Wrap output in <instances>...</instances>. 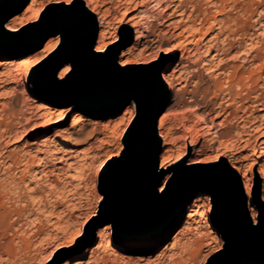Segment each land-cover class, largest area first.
I'll use <instances>...</instances> for the list:
<instances>
[{
	"label": "rangeland",
	"instance_id": "obj_1",
	"mask_svg": "<svg viewBox=\"0 0 264 264\" xmlns=\"http://www.w3.org/2000/svg\"><path fill=\"white\" fill-rule=\"evenodd\" d=\"M77 1L29 0L4 23L0 34V46L20 47L17 53L0 49V264H241L213 223L219 218L204 192L187 204L181 227L162 247L156 243L157 236L135 240L113 230L103 171L123 148L122 137L134 117L135 104L130 105L131 100L121 112L107 117L85 115L73 105L65 106L62 89L41 85L30 77L59 44L57 37L52 45L58 35L35 49L32 37L11 40L6 34L12 32L8 24L18 30L49 7L63 8ZM80 1L89 9L96 6L110 12L102 40L93 14L97 36L91 57L104 53L96 51V45L107 46L121 38L122 44L115 48L121 67L136 71L157 62L162 81L164 73H175L166 109L159 117L166 116V120L161 127L159 120L157 124L158 133L168 128L171 132L165 143L160 138L159 166L181 160L191 168L218 165L213 159L221 153L224 163L240 167L236 172L254 223L242 175L254 163V189L259 164L264 163V158H257L264 151V124L257 125L262 117L251 124L254 115L264 114V104H258L264 101V0H148L145 7H132L128 14H123V5H116L118 0ZM179 2L184 9L181 14L179 7L175 10ZM37 8L41 14L35 18ZM127 15L140 19L139 29L145 37L139 44H135L134 28L125 23ZM28 42L31 46L26 49ZM28 56L32 63L24 64ZM168 87L164 83L165 92ZM221 107L228 110L226 117ZM60 114L63 117L53 121ZM108 152L115 156L104 162ZM263 179L258 177L257 195L264 208ZM194 201L195 214L189 216L188 206ZM250 203L259 216L257 202Z\"/></svg>",
	"mask_w": 264,
	"mask_h": 264
},
{
	"label": "water",
	"instance_id": "obj_2",
	"mask_svg": "<svg viewBox=\"0 0 264 264\" xmlns=\"http://www.w3.org/2000/svg\"><path fill=\"white\" fill-rule=\"evenodd\" d=\"M28 2L0 0V34L4 23ZM6 34L11 40L32 37L35 49L60 34L57 47L36 65L30 77L41 85L62 89L65 106L73 105L85 115L107 117L135 101L134 117L122 137L123 148L103 171L113 230L135 240L157 236L156 243L162 247L181 227L187 204L204 192L211 198L212 213L219 218L213 223L218 224L238 262L264 264V208L257 195L258 178L253 189L259 207L256 225L245 207L240 177L227 163L197 168L178 163L159 190L167 170L159 167L157 124L166 109V97L157 62L134 71L117 63L116 50L91 57L96 20L80 0L63 8L49 7L37 20ZM67 63L69 72L57 79L58 69Z\"/></svg>",
	"mask_w": 264,
	"mask_h": 264
},
{
	"label": "bare ground",
	"instance_id": "obj_3",
	"mask_svg": "<svg viewBox=\"0 0 264 264\" xmlns=\"http://www.w3.org/2000/svg\"><path fill=\"white\" fill-rule=\"evenodd\" d=\"M154 1H160V0H154ZM172 1V0H171ZM180 1H182V0H180ZM191 1V0H190ZM213 1V0H212ZM223 1V0H222ZM221 1V2H222ZM228 1V0H227ZM148 2V0H118V4H116V5H118V6H120V5H123L124 7H125V9H124V11H123V14L124 13H127L128 14V12L129 11H131L132 9H136V8H138V6H144L145 7V5H146V3ZM163 3V2H162ZM180 3V2H179ZM179 3H177L178 5L176 6V8H175V10L179 7L180 9H178V10H180L179 12H180V14L182 13V11H184V9L182 8V5H181V3L179 4ZM183 3V2H182ZM208 4H209V2H207ZM259 3V2H258ZM192 4V3H191ZM190 4V5H191ZM251 4V3H250ZM114 5V4H113ZM189 5V6H190ZM263 5V4H262ZM115 6V5H114ZM174 6V5H173ZM223 6V5H222ZM251 6V5H250ZM85 7H87L88 8V4L86 3L85 4ZM133 7V8H132ZM240 7V6H239ZM248 7V6H247ZM130 8H132V9H130ZM193 8H195V7H193ZM244 8V7H243ZM259 8V7H258ZM30 9H32V8H30ZM89 9V8H88ZM225 9V8H224ZM93 14H96L97 15V18H98V27H99V40H102V37H104V35L106 34V32H107V29H106V27H107V23H108V15L110 14V12H109V10L108 9H106V10H103V11H101L100 9H98L96 6H94V7H92L91 9H89ZM243 10V9H242ZM250 10H251V8H250ZM189 13V12H188ZM41 14V10L39 9V8H37L36 9V12L34 13V16H35V18L37 17V16H39ZM136 14V13H135ZM190 14V13H189ZM137 15V14H136ZM136 15H127L125 18H126V20H125V23H127V24H129V26H131V27H133L134 28V32H135V34H136V36H135V44H139L141 41H142V39H144V34H143V32L142 31H140V24H141V22L136 18ZM139 15V14H138ZM138 15H137V17H138ZM187 15V14H186ZM141 16H142V14H141ZM191 16V15H190ZM209 17V16H208ZM248 17H249V15H248ZM246 18V17H245ZM143 19V18H142ZM141 19V20H142ZM13 20V19H12ZM11 20V21H12ZM208 21V20H207ZM243 22V21H242ZM210 23V22H209ZM244 24V23H243ZM245 24H246V22H245ZM258 25V24H257ZM256 26V25H255ZM6 27H7V30L8 31H15L16 30V26L14 25V24H8V25H6ZM191 28V27H190ZM255 28V27H254ZM196 30H197V28H196ZM58 36H56V37H54V41L52 42V45H55L56 44V42H57V37H59L60 38V34H57ZM252 35V34H251ZM252 38V37H251ZM259 42V41H258ZM122 44V40H121V38H115L114 40H112L107 46L106 45H104V44H102V45H96V51H102V52H104V53H108V52H111V51H114L115 50V48H117V47H119L120 45ZM259 44V43H258ZM51 45V46H52ZM261 45V44H260ZM25 48L26 49H28L30 46H31V43L30 42H28V43H26L25 45ZM104 47H105V49H104ZM184 47V46H183ZM216 47V46H215ZM258 47V46H257ZM217 48V47H216ZM0 49L1 50H4V51H9L10 53H17L18 52V50L20 49V47H6V45H1L0 46ZM186 49V48H185ZM253 49V48H252ZM258 49V48H257ZM262 49V48H261ZM181 50V49H180ZM220 50V49H219ZM259 50V49H258ZM263 50V49H262ZM194 51V50H193ZM225 51V50H224ZM123 53H125L124 51H122ZM168 52H172V51H168ZM188 52V51H187ZM258 52V51H257ZM204 53H206V51L204 52ZM218 53H219V51H218ZM260 53V52H259ZM264 53V52H263ZM182 54H183V49H182ZM192 54V53H191ZM200 54H202V53H200ZM253 55L254 56H256L254 53H253ZM263 55V54H262ZM261 55V56H262ZM95 56H97V57H100L101 56V54H97V55H95ZM185 56V55H184ZM250 56V55H249ZM258 56H259V54H258ZM253 57V56H252ZM257 57V56H256ZM260 57V56H259ZM196 58V57H195ZM254 58V57H253ZM202 59V58H201ZM248 60V59H247ZM123 62H125V61H123ZM197 62V61H196ZM205 62V61H204ZM257 62V61H256ZM263 62V61H262ZM23 63L25 64V63H29V64H31L32 63V59H31V57H26V59H24V61H23ZM258 63V62H257ZM122 65L123 64H125V63H121ZM259 64V63H258ZM261 64V63H260ZM263 64V63H262ZM70 65V64H69ZM69 65L68 64H66L64 67H63V69L60 71V75H58V71H57V73H56V78L57 79H62V77L64 76H61V74H63L64 72H66L65 71V69H68L69 68ZM258 66V65H257ZM262 66V65H261ZM261 66H259L258 68H260V70L262 69V67ZM264 66V65H263ZM256 67V66H255ZM230 68V67H229ZM60 69V68H59ZM58 69V70H59ZM256 70H257V68H256ZM243 71V70H242ZM237 72V71H236ZM251 72V71H250ZM259 72V71H258ZM258 72L256 71V72H254V73H256V75L258 74ZM227 73V72H226ZM234 73V72H233ZM238 73H240V72H238ZM253 73V74H254ZM174 72L172 71V72H166V73H164V76H163V82L164 83H166L169 87L167 88V91L165 92V97H168L169 95H170V92L172 91V88H173V80H174ZM261 73H259V75H260ZM231 75V74H230ZM255 75V77H258V76H256ZM262 75V74H261ZM245 76H247V75H245ZM230 77V76H229ZM237 77V76H236ZM251 77H253V79H254V76H251ZM228 78V77H227ZM233 78V77H232ZM259 78H260V76H259ZM180 79V78H179ZM246 79V78H245ZM250 79V78H249ZM257 79V78H256ZM256 79H254V80H256ZM261 79V78H260ZM231 80V79H230ZM262 80V79H261ZM224 81H226V80H224ZM236 81V80H235ZM247 81V80H246ZM176 82H178V81H176ZM243 82V81H242ZM260 82V81H259ZM221 83V82H220ZM228 83V82H227ZM236 83V82H235ZM245 83V82H244ZM173 84V85H172ZM225 85V84H224ZM244 85V84H243ZM226 86H227V84H226ZM250 86V85H249ZM252 86H254V85H252ZM264 86V85H263ZM219 87H220V85H219ZM179 89V88H178ZM244 89V88H243ZM245 90V89H244ZM243 90V91H244ZM236 91V90H235ZM240 91V90H239ZM223 92V91H222ZM228 93H229V91H228ZM233 93L234 92H232V95H233ZM237 93V92H236ZM242 93V92H241ZM256 93V92H255ZM254 93V94H255ZM226 94V93H225ZM252 94V93H251ZM258 94V93H257ZM228 95V94H227ZM243 96V95H242ZM248 96V95H247ZM257 96V95H256ZM225 97V96H224ZM263 97V96H262ZM233 98V97H232ZM257 98V97H256ZM223 99V98H222ZM241 100H243V99H241ZM231 101V100H230ZM254 101V100H253ZM256 101V100H255ZM256 102H258V101H256ZM232 103V102H231ZM243 103V102H242ZM135 104V101L132 99V101H131V104L130 105H134ZM258 104L259 105H263L264 104V101L262 100V102L260 101V102H258ZM252 105V104H251ZM254 105H256V103L254 104ZM259 105H258V107H259ZM47 106V105H46ZM225 106V105H224ZM227 106H228V104H227ZM231 106V104L229 105V107L228 108H231L230 107ZM222 108V107H221ZM221 108H220V110H221ZM249 108V107H248ZM213 109V108H212ZM244 110V109H243ZM249 110V109H248ZM213 111V110H212ZM217 111V110H216ZM228 110L226 109V108H222V112L220 111V113L221 114H224V113H226V114H224L225 116L224 117H226V115H228L227 112ZM245 111V110H244ZM231 112V111H230ZM217 113V112H216ZM217 115V114H216ZM241 117H242V115H240ZM63 117V114H60V117H58L57 119H55V120H53V121H57V120H60L61 118ZM132 117V113L130 114V118ZM262 117V118H261ZM168 118V117H167ZM170 118V117H169ZM261 118V119H260ZM261 120V122L259 123V124H257L258 126H260L261 124H264V114H261V115H254V117L252 118V123L251 124H253L254 123V121H258V120ZM129 120V119H128ZM165 120H166V116H162L161 118H160V120H159V127H161V125L165 122ZM259 120V121H260ZM211 122H212V120H211ZM254 125V124H253ZM257 127V126H256ZM263 127V126H262ZM170 128H168L165 132H161V131H159V137L162 139V142L163 143H165L166 141H168L169 140V136H170V130H169ZM161 141V140H160ZM191 142H193V140L191 141ZM262 142H263V140H262ZM121 152V151H120ZM116 154V153H115ZM115 155H113L111 152H108L107 153V155H106V157L104 158V162L106 161V160H110V159H112L113 157H114ZM221 153H216L215 154V156H214V159H213V162H217L218 164H220V163H222L223 161H222V159H221ZM257 158L259 159V160H261V159H263L264 158V151L263 150H261L260 152H259V154L257 155ZM188 163H192V161H187ZM178 163H182V160L181 161H179V162H177L176 164H173V165H167L166 167L164 166V165H160L159 167L160 168H165L166 170H167V172H166V174H165V180L167 179V176H169L170 174H171V172H172V169L178 164ZM249 163V162H248ZM254 163H249L247 166H246V170L244 171V173H243V177L245 178V181H244V183H245V192H246V195H247V197H248V202H249V205H250V210H251V216H252V219H253V221H254V223H252L253 225H256L255 224V222L257 221L258 222V215H257V212H256V209L254 208V206H253V204H251L250 203V201L251 200H255V197H254V193H253V188L251 189V181H252V173H251V168H252V165H253ZM231 165V167H233L235 170H239V168L240 167H238L237 165H235V164H233V163H231L230 164ZM260 167L258 168V174H259V176L257 175V178L259 177H263L264 178V163L263 162H261L260 164ZM169 166V167H168ZM255 178H256V175H255ZM162 180V183H161V185H163L164 184V182H165V180ZM264 180V179H263ZM264 183V181H261V183ZM242 183V182H241ZM161 188V187H160ZM159 188V190H161ZM242 190H243V187H242ZM243 193H244V190H243ZM245 195V194H244ZM256 201V200H255ZM197 204L195 203V201L191 204V205H189L188 206V211H189V216H191V215H193V214H195V212H194V206H196ZM245 207H246V198H245ZM247 209V208H246ZM211 210H212V207H211ZM248 212V211H247ZM187 223H188V220H187ZM190 224V223H189ZM235 260L237 259V258H234ZM63 264H70V263H66V262H64ZM72 264H74V263H72Z\"/></svg>",
	"mask_w": 264,
	"mask_h": 264
},
{
	"label": "snow or ice",
	"instance_id": "obj_4",
	"mask_svg": "<svg viewBox=\"0 0 264 264\" xmlns=\"http://www.w3.org/2000/svg\"><path fill=\"white\" fill-rule=\"evenodd\" d=\"M65 71H68V69H65ZM160 187H161V188H164V187H165V185H161Z\"/></svg>",
	"mask_w": 264,
	"mask_h": 264
}]
</instances>
